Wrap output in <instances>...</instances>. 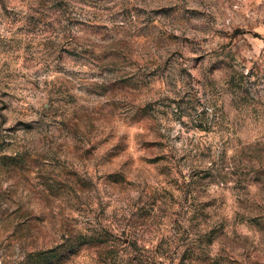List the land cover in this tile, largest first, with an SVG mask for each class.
Wrapping results in <instances>:
<instances>
[{
	"label": "rangeland",
	"instance_id": "374dc122",
	"mask_svg": "<svg viewBox=\"0 0 264 264\" xmlns=\"http://www.w3.org/2000/svg\"><path fill=\"white\" fill-rule=\"evenodd\" d=\"M0 264H264V0H0Z\"/></svg>",
	"mask_w": 264,
	"mask_h": 264
}]
</instances>
